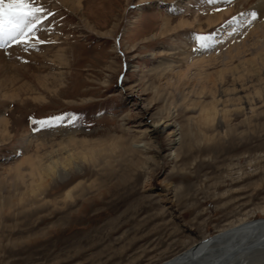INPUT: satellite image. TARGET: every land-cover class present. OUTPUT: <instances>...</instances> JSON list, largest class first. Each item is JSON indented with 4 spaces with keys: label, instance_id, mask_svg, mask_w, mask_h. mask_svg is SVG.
I'll list each match as a JSON object with an SVG mask.
<instances>
[{
    "label": "rangeland",
    "instance_id": "rangeland-1",
    "mask_svg": "<svg viewBox=\"0 0 264 264\" xmlns=\"http://www.w3.org/2000/svg\"><path fill=\"white\" fill-rule=\"evenodd\" d=\"M55 1L59 7L52 9ZM175 1L86 0L75 14L59 0H37L53 13L38 30L44 42L28 48L25 59L14 44L0 49V67L26 72L14 89L31 85L24 101L5 99L12 85L0 89V121L13 126L8 137L0 136V264H160L231 222L264 219V101H255L254 114L244 100L236 109L225 103L224 124L207 125L192 85L181 88L175 77L186 72L192 83L197 74L216 78L227 70L230 85V69L241 70L264 39L251 35L256 20L241 23L247 11L239 0L192 2L185 17L199 15L200 24L161 37L164 18L175 26L182 17L171 10ZM222 8L232 10L209 25L207 16ZM227 24L233 29L220 41ZM193 33H214L215 42L194 51ZM242 45L246 54L230 63L228 49L233 55ZM47 46L48 55L65 48L68 65L44 71ZM211 57L205 70L197 64ZM46 72L61 73L63 83L36 86L33 76ZM64 113L78 120L33 124ZM156 125L165 128L153 134ZM177 127L181 137L170 135ZM70 136L89 142L72 151L73 161L59 147ZM39 144L48 145L38 154L46 166L50 159L65 161V182L50 174L41 183L29 164H21Z\"/></svg>",
    "mask_w": 264,
    "mask_h": 264
},
{
    "label": "bare ground",
    "instance_id": "bare-ground-1",
    "mask_svg": "<svg viewBox=\"0 0 264 264\" xmlns=\"http://www.w3.org/2000/svg\"><path fill=\"white\" fill-rule=\"evenodd\" d=\"M59 1L64 6L70 8L75 14L80 13V11L83 10L84 2H86V0H59ZM165 1H172V0H165ZM192 2L197 5H201V4H205L206 0H186L184 2H181V0L175 1L173 3V6L171 7V10L181 13L182 17L180 15L181 17L180 22L175 26H173L171 18H167V17L164 18L163 25L161 26V31L159 32V35L161 37L172 31H177L186 27H192L195 23L200 24L199 15L198 16L195 15L193 21L185 17V13H187V11L191 8ZM238 4H241L243 6V9L244 10L246 9L247 13L252 10L257 11L258 18L256 19V22H254L256 28L251 35L264 39V0H239ZM219 5H217V7L221 8L222 6ZM58 7H59L58 1L52 3V9L53 8L56 9ZM160 7L161 9H164V7L162 6ZM231 10L232 9L222 8L221 12L216 11L215 13H210L207 16L208 24L213 26L218 25L220 22H222L225 19V16L228 15ZM84 26L87 29H89V31L97 33V31L94 29V27H92L89 21H85ZM227 26L229 27L228 31L227 30L224 31V28L226 26L222 27L219 30V34L221 33L219 35L221 38L220 41H225L227 33H229L233 29L232 27H230L232 25L227 24ZM239 26L240 24L237 25L238 28ZM101 34L103 36L106 35L112 36L111 34H106V33L105 34L101 33ZM54 39L56 40L55 37ZM260 46L261 45H259V47ZM50 47L51 46L43 47V52L46 51V54L43 53L44 56L42 58L50 60L49 61L50 64L48 65L44 64L42 69H44V71L47 70L49 71L50 67L56 66L58 68L59 67L62 68L64 66H67L68 59L66 56L65 48L58 47L59 49H57V51L53 53L49 52L48 55L47 52L49 51ZM261 47H262L261 50L254 51V53H252L253 59L248 60L246 63H244V66L241 70L237 68L238 66L230 69V73L233 76L232 78L233 81L230 85L225 84V80H224V75L226 73H229V71L227 70L219 71V73L216 75V78L212 77L213 74L212 75L209 74L208 77L206 78H203L200 74H197L196 78L192 80V83L194 85L191 82H188L189 78L187 77L186 72L177 73L175 77L179 81H182L181 83H179L178 86L181 88L184 87L189 88L192 85V90H191L192 93H196L195 95L198 96L197 103H194V105H196L197 108H199L200 117L203 123L207 125H213L214 123L223 125L224 124L223 114L230 111L227 105H224L225 103H230L231 104L230 107L236 109V107L240 108V105L235 104V102H240L244 100L245 103L250 107L249 108L250 112L252 114L256 113L257 104L255 103V101L256 100H258L259 102L264 101V78H261V75L264 73V44H262ZM231 50L232 49L230 47V50L228 49V53L230 54L229 55V60L231 61L230 63H232V61L235 58L237 57L239 58L246 54V46L243 45L241 46V48L240 46L235 47L233 55H231L232 54ZM15 51L17 52L18 58L20 59L28 58V56L26 55L28 51L27 52L24 51L22 46L19 45L14 46V52ZM47 55L48 58H46ZM1 59H2V54L0 53V60ZM214 60L215 59L211 57L208 60H201L197 62V64L200 65L201 67H204V69L203 68L202 69L205 70V65L206 66L211 65L214 62ZM162 66L163 64H159L157 68H161ZM170 67L171 66L167 67V69H170ZM165 72L166 71H160V72L158 71L161 77H164V75L166 74ZM203 72L205 73V71ZM25 73H24V69H20L19 67L18 68L16 67L11 72L8 71V69H5L4 65L0 67V89L1 86H5L8 88L10 87V85H12L10 89L13 88L12 90L8 91V94L4 95L6 100L13 101L16 99H20L21 101L22 100L24 101L25 97L28 95L27 90L30 89L31 85L28 86L27 84L22 83V85L18 86V88H15L16 90L14 89L13 86H17V84L23 80L22 77L26 76L24 75ZM60 75L61 73L56 75L52 73H47L44 75L43 74L40 76L36 75L33 77L36 83L38 84L36 86H40L42 88H48V85H50L49 81L51 80H55L56 84L63 83V80H61L62 76ZM194 81H197V83ZM247 82L250 83L249 87H247ZM207 96L210 97L212 100L208 103H205L203 98L205 99ZM12 127L13 126L11 124V121L9 122L7 119H3L2 121H0V136L3 138L8 137L11 134L10 128L12 129ZM164 128L160 130V127H158V125L153 126L151 133L153 134L161 133L164 130ZM170 135H174V137L175 136L181 137L180 127H177L176 130L174 129L173 132L170 133ZM180 137L176 138L175 140L178 142L180 140ZM88 143H89L88 141H79L76 139L75 136H70L68 138V142L65 144L60 143L61 146L59 147H60V151L65 150L67 154L70 156L69 157L70 161H73L74 154L72 153V151L76 150L79 144H82L80 145L81 147L87 145ZM143 145L145 148L147 147L146 145L148 144H143ZM46 146L48 145L39 144L37 147V153L35 155H30L25 159H22L21 164L23 163L29 164L31 166L32 175L34 176L36 174V176H38L39 179L41 180V183L42 180H44V175H50V174L58 175L60 180L65 182L69 178V173L66 171L64 166L65 161L62 162L61 159L58 160L50 159L48 161L49 164L46 166L45 163L43 162V158L38 155L39 151L42 148H45ZM49 146L52 147L50 152H53L52 150L54 146L51 144ZM71 194H72V190L68 191L66 194V198L67 197L70 198L72 196ZM160 264H264V219H259V220L240 219L236 222H231L228 226L224 227L215 235L208 236L205 239H202L200 242L193 244L192 246H190L189 248H187L185 251L181 252L177 256L167 261H164Z\"/></svg>",
    "mask_w": 264,
    "mask_h": 264
},
{
    "label": "snow or ice",
    "instance_id": "snow-or-ice-1",
    "mask_svg": "<svg viewBox=\"0 0 264 264\" xmlns=\"http://www.w3.org/2000/svg\"><path fill=\"white\" fill-rule=\"evenodd\" d=\"M206 2L214 4L216 0H206ZM224 2L228 3L229 0H224ZM241 15L243 16L241 23H246L249 26L258 18L255 10ZM51 16L53 13L37 0H0V49L14 44L22 46L23 50L27 51L28 48H35L37 44L43 43L44 41L39 38L38 30L43 28L44 23ZM232 21H236L235 16L232 17ZM214 35V33H193L192 38L196 45L193 50L210 48L215 42ZM65 120L68 123H73L78 120V116L64 113L44 120L33 121V124H39L41 128H45L59 125ZM15 155L19 156L20 153L17 152Z\"/></svg>",
    "mask_w": 264,
    "mask_h": 264
}]
</instances>
